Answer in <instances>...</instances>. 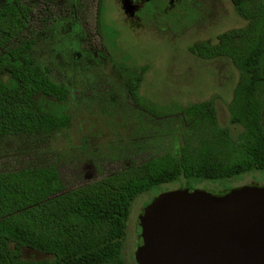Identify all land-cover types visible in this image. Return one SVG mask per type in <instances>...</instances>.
Returning a JSON list of instances; mask_svg holds the SVG:
<instances>
[{
  "label": "rangeland",
  "instance_id": "374dc122",
  "mask_svg": "<svg viewBox=\"0 0 264 264\" xmlns=\"http://www.w3.org/2000/svg\"><path fill=\"white\" fill-rule=\"evenodd\" d=\"M19 1L32 9L29 26L7 48L31 41L28 55L34 63L67 89L69 123L0 137V172L54 166L64 184L61 194L176 151L182 144L178 106L213 97L220 125H229L227 106L237 69L227 58L202 59L188 46L199 40L215 43L218 34L246 24L230 0H173L170 8L169 0H148L140 24L127 21L117 0ZM152 6L165 11L156 14ZM126 70L141 73L140 95L167 113L158 115L157 107L149 112L129 95ZM42 97L47 106L58 102ZM229 126L235 136L238 129ZM248 184L264 185V170L220 183L191 182L189 187L217 194L223 187ZM181 186L164 184L133 199L124 237L127 264H137L138 218L147 204L160 190ZM45 257L31 249L22 252L23 259Z\"/></svg>",
  "mask_w": 264,
  "mask_h": 264
},
{
  "label": "trees",
  "instance_id": "16d2710c",
  "mask_svg": "<svg viewBox=\"0 0 264 264\" xmlns=\"http://www.w3.org/2000/svg\"><path fill=\"white\" fill-rule=\"evenodd\" d=\"M230 2L246 24L218 34L215 43L195 41L188 50L202 59L227 58L237 69L227 106L235 136L229 125H220L212 97L177 107L182 144L176 151L67 192L58 194L64 184L54 166L0 172V264H127L124 237L137 196L168 183L191 189V182L220 183L264 170V0ZM31 11L19 0L0 5V51L6 49L0 54V137L69 123L67 89L28 55L31 41L7 48L29 26ZM141 81V73L126 72L129 95L149 112L157 107L158 115L167 113L140 95ZM42 96L58 102L47 106ZM227 187L216 195L236 188ZM25 248L46 257L23 259Z\"/></svg>",
  "mask_w": 264,
  "mask_h": 264
},
{
  "label": "water",
  "instance_id": "95a60500",
  "mask_svg": "<svg viewBox=\"0 0 264 264\" xmlns=\"http://www.w3.org/2000/svg\"><path fill=\"white\" fill-rule=\"evenodd\" d=\"M123 10L133 12L126 3ZM138 224L137 264H264V186L258 184L222 195L166 190Z\"/></svg>",
  "mask_w": 264,
  "mask_h": 264
},
{
  "label": "flooded vegetation",
  "instance_id": "af4514ba",
  "mask_svg": "<svg viewBox=\"0 0 264 264\" xmlns=\"http://www.w3.org/2000/svg\"><path fill=\"white\" fill-rule=\"evenodd\" d=\"M117 2L120 4L122 10H123L125 3H126V6L128 8L133 9V12H127V13L124 12V14L126 15L127 21H129V23H135L136 22V23L140 24V22L143 21V16L141 13H142L144 4H145V2H147V0H117ZM127 2H128L129 6L127 5ZM172 5H173V0H169V5L167 7L170 8ZM160 10L165 11V9H159V7H156V6H152L150 8V11L156 12V14H159ZM125 72H129V70L128 71L126 70ZM126 87H127V85H126ZM137 237H138V235H137ZM136 247H137V242H136ZM136 247H135V249H136Z\"/></svg>",
  "mask_w": 264,
  "mask_h": 264
}]
</instances>
